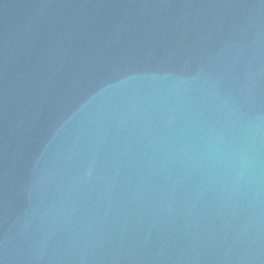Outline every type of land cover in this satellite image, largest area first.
<instances>
[{
  "label": "water",
  "instance_id": "95a60500",
  "mask_svg": "<svg viewBox=\"0 0 264 264\" xmlns=\"http://www.w3.org/2000/svg\"><path fill=\"white\" fill-rule=\"evenodd\" d=\"M0 264H264V0H0Z\"/></svg>",
  "mask_w": 264,
  "mask_h": 264
}]
</instances>
